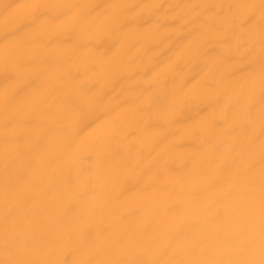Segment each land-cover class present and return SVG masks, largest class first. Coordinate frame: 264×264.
I'll return each mask as SVG.
<instances>
[{
	"label": "bare ground",
	"instance_id": "6f19581e",
	"mask_svg": "<svg viewBox=\"0 0 264 264\" xmlns=\"http://www.w3.org/2000/svg\"><path fill=\"white\" fill-rule=\"evenodd\" d=\"M25 2L76 7L33 24ZM238 3L260 0H0V69L28 58L0 71V259L6 236L10 258L69 264L258 247L259 8L249 32L219 7Z\"/></svg>",
	"mask_w": 264,
	"mask_h": 264
},
{
	"label": "snow or ice",
	"instance_id": "6c2138e0",
	"mask_svg": "<svg viewBox=\"0 0 264 264\" xmlns=\"http://www.w3.org/2000/svg\"><path fill=\"white\" fill-rule=\"evenodd\" d=\"M76 7L75 5H63V4H47L38 2H25L18 6V14L29 16L30 23L41 22L42 18H46L48 23H55L58 19L57 16L51 14L53 9H64L70 10ZM117 7V6H113ZM123 7H134L125 5ZM216 7V6H212ZM221 10L224 7L228 9L236 8L237 10L243 11L241 18L242 26H247L249 32L254 30L256 26V8H259V36H260V56L258 65V76L261 88L260 96V128H261V156L259 161V243L258 247L255 240H249L246 243L239 245L235 249V258L225 259H169L165 261L159 260H132V261H121V260H96L90 257L83 259L74 260L71 264H264V0H260L259 5L238 3L235 5L229 4L227 6H219ZM28 58L25 53L14 49L11 53L6 50L2 71L4 77L7 80H15L20 73L23 71L25 63ZM238 71L245 73L249 79H254L257 75V63L256 58L252 54V50L249 49L247 52V61L244 65L238 69ZM234 75V74H233ZM243 78V77H241ZM206 87H212V83H207ZM22 91V89L18 90ZM14 97L8 98V103H11ZM155 102V101H154ZM175 101L172 102L170 107L174 106ZM254 109V105L249 104L248 110L251 113ZM171 115L177 116L174 110ZM6 124L11 123V117H6ZM255 169L256 161L249 158L244 166L243 170L248 179L249 191L253 190V183L255 180ZM11 186L6 187V192L11 191ZM251 199V197H250ZM11 241L6 236L5 238V249L6 258L0 259V264H69L66 260H29L21 258H10L8 250L11 247ZM27 247V245H26ZM258 257V258H257Z\"/></svg>",
	"mask_w": 264,
	"mask_h": 264
}]
</instances>
